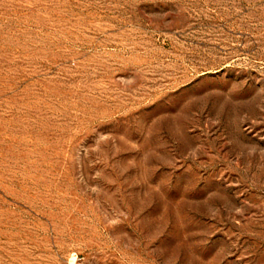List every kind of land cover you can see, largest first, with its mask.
<instances>
[{
    "label": "rangeland",
    "instance_id": "374dc122",
    "mask_svg": "<svg viewBox=\"0 0 264 264\" xmlns=\"http://www.w3.org/2000/svg\"><path fill=\"white\" fill-rule=\"evenodd\" d=\"M0 264H264V0H0Z\"/></svg>",
    "mask_w": 264,
    "mask_h": 264
}]
</instances>
